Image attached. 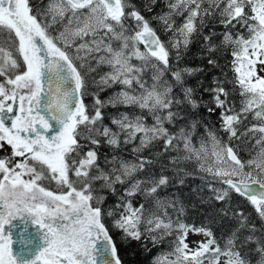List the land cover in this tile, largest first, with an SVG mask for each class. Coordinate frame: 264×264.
Wrapping results in <instances>:
<instances>
[{"label": "snow or ice", "instance_id": "obj_1", "mask_svg": "<svg viewBox=\"0 0 264 264\" xmlns=\"http://www.w3.org/2000/svg\"><path fill=\"white\" fill-rule=\"evenodd\" d=\"M141 7L0 0V264H124L113 232L149 253L167 243L149 264H264V0ZM153 21L171 33L167 41ZM196 39L207 66L218 68L225 50L232 57L233 79L214 77L204 89L213 106L185 79L202 67L171 66ZM227 84L239 92V110ZM119 107L139 114L105 112ZM202 107L222 110L218 131ZM249 114L258 123L240 131ZM240 151L251 158L242 161ZM189 177L201 181L191 191L215 221H234L223 247L210 227L182 219L175 189ZM233 193L253 207L259 227L233 206ZM189 232L207 239L193 249Z\"/></svg>", "mask_w": 264, "mask_h": 264}, {"label": "trees", "instance_id": "obj_2", "mask_svg": "<svg viewBox=\"0 0 264 264\" xmlns=\"http://www.w3.org/2000/svg\"><path fill=\"white\" fill-rule=\"evenodd\" d=\"M47 2V0H45ZM133 3L137 4V7L142 9V3L143 0H133ZM163 9V0H159V7L157 8V11H160ZM166 10V9H164ZM145 16H150V13L143 12ZM181 20L177 19V23H180ZM153 26L157 28L158 34L161 35V39L164 41H167L168 37L171 35V33L164 34L161 30V26L153 21ZM239 27V26H237ZM209 31V28H204L203 32L207 34ZM215 31L219 34L222 31V28L217 23L215 26ZM218 41L219 36L214 37ZM204 42L202 39H196L194 42L189 46L188 51L183 56V58L179 61V63L175 62V60H171V66L174 69H180L184 67H191V68H203V72H197L195 75L191 77H186V82L189 86H192L195 89V98L200 99L202 97V102H207L208 106H213L211 104V93L205 92V88H211L213 87V78L218 77L220 79L226 78L228 80L233 79V72L231 71V60L232 57L230 55L229 50H225L223 52H220L218 54L219 59V67L218 68H211L207 66V60L205 58H202V50H203ZM108 69L102 68L100 71H107ZM150 76V73L146 75V79ZM170 78V77H166ZM149 83H151V80L149 79ZM230 92V95L228 97L229 103H233L236 110H239L241 106V97L239 95V92L237 89H234L231 84L225 85ZM120 86L116 85L111 89H108L106 92H102L101 98H107L109 95H111L114 91H119ZM86 103H91V99H88ZM120 111H129V112H136L139 114L138 109H126L123 107L119 108H108L105 109V112L109 113H118ZM200 116L205 121V123L208 124L210 128H213L215 130H219V126L221 124V109L217 108L215 112L208 113L205 108H201L200 110ZM231 114V113H229ZM108 122L107 119L105 121ZM258 123V121L254 120L252 118V115L249 114L247 120L244 121L243 125L240 127V131H243L246 127H250L252 124ZM202 132V130H201ZM221 136H223V133H218ZM239 134V133H238ZM226 139V138H225ZM195 142V141H194ZM239 143V142H237ZM254 143V141H253ZM131 145L128 146V148L125 151L126 158H131ZM248 148H251V144L247 145ZM154 151L159 150V145L156 146ZM103 153H108L109 155L110 150L107 148L102 149ZM147 154V153H145ZM239 157L242 161H246L250 159V155L248 151H240ZM187 169L189 171H194V165L188 164L186 165ZM201 181L196 178L193 179L189 177L186 180V185L183 188L175 189L177 194L179 195V198L184 202L186 207V212L184 216L182 217L183 221L189 225H193L195 227H210L217 238L218 243L221 247L224 246L225 240L230 234V230L234 226V221H229L225 219L222 223L214 220V214L212 212V208L208 203L201 204L200 201L197 199V197L192 193L191 189L193 187H196L197 185H200ZM169 192L173 191V189H169ZM205 196L208 195L207 191L204 193ZM114 202V198L110 197L108 200V203L111 204ZM232 204L235 208L242 209L243 212L246 215H250V219L252 222H254L258 227L260 226V220L256 216V213L253 209V207L248 203V201L245 198H242L238 196L237 194H232ZM216 207H220V205H216ZM171 212V210H169ZM175 218V217H174ZM114 239L117 241V246L119 249V254L121 259L123 260L124 264H149V261L153 255L156 254L157 251L160 250H170V247L167 243L162 244L159 248H153L152 252H145L143 248L141 247L140 242L132 241V242H121L119 238V233L113 232ZM168 239H173V237H169ZM151 246V245H149Z\"/></svg>", "mask_w": 264, "mask_h": 264}, {"label": "rangeland", "instance_id": "obj_3", "mask_svg": "<svg viewBox=\"0 0 264 264\" xmlns=\"http://www.w3.org/2000/svg\"><path fill=\"white\" fill-rule=\"evenodd\" d=\"M148 123H151V119L149 118ZM207 238L205 236L201 235H196L193 234L192 232H189L188 237H187V243H189L190 247L195 249L197 247V243L202 240H206ZM205 264H207V261H205ZM222 264H223V258H222Z\"/></svg>", "mask_w": 264, "mask_h": 264}, {"label": "flooded vegetation", "instance_id": "obj_4", "mask_svg": "<svg viewBox=\"0 0 264 264\" xmlns=\"http://www.w3.org/2000/svg\"><path fill=\"white\" fill-rule=\"evenodd\" d=\"M30 2L35 3V0H30ZM106 69H107V68H106ZM88 99H91V97H90V96L87 97L86 100H85V102H86ZM3 154H4V153H0V155H3Z\"/></svg>", "mask_w": 264, "mask_h": 264}]
</instances>
